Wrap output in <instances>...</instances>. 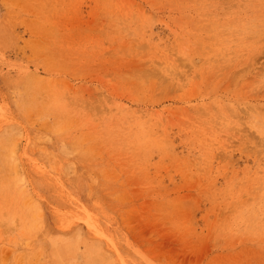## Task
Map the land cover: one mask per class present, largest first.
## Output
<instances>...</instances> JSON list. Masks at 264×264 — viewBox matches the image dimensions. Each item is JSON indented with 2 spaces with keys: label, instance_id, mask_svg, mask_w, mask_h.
Wrapping results in <instances>:
<instances>
[{
  "label": "rangeland",
  "instance_id": "obj_1",
  "mask_svg": "<svg viewBox=\"0 0 264 264\" xmlns=\"http://www.w3.org/2000/svg\"><path fill=\"white\" fill-rule=\"evenodd\" d=\"M0 264H264V0H0Z\"/></svg>",
  "mask_w": 264,
  "mask_h": 264
},
{
  "label": "bare ground",
  "instance_id": "obj_2",
  "mask_svg": "<svg viewBox=\"0 0 264 264\" xmlns=\"http://www.w3.org/2000/svg\"><path fill=\"white\" fill-rule=\"evenodd\" d=\"M81 241H82V240H81ZM84 243H85V242H84ZM85 244H86V243H85ZM85 244H84V245H85ZM87 245H88V244H87ZM87 245H86V246H87ZM86 246H85V247H86ZM91 246H92V245H91ZM87 249H88V248H87ZM91 249H92V247H91ZM92 250H93V249H92ZM90 251H91V250H90ZM90 251H89V252H90ZM89 252H88L87 254H89ZM93 252H94V251H93ZM95 253H96V252H95ZM95 253H94V254H95ZM97 254H98V253H97ZM90 255H91V254H90ZM90 255H88V256H90ZM88 258H89V257H88Z\"/></svg>",
  "mask_w": 264,
  "mask_h": 264
}]
</instances>
